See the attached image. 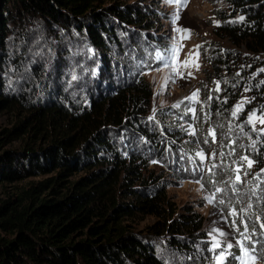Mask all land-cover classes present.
I'll list each match as a JSON object with an SVG mask.
<instances>
[{"label": "trees", "instance_id": "16d2710c", "mask_svg": "<svg viewBox=\"0 0 264 264\" xmlns=\"http://www.w3.org/2000/svg\"><path fill=\"white\" fill-rule=\"evenodd\" d=\"M233 2L244 19L229 21L225 18L213 32L225 36L232 44H242L247 50L264 53V0ZM154 15L150 7L144 8L136 0L131 3L126 0H0V67L5 61V52L13 47L10 31L27 18H38L52 30L54 28V32L74 27L79 38L93 49L91 53L99 57L94 58L96 83L77 76L80 82L75 84L86 85L89 92L88 104L80 108L73 102L67 101L65 105L56 97L57 88L63 84L60 80L62 68H55L54 78L47 84V87L56 86L55 90L49 87L39 103L29 106L26 100L15 96L22 77L8 82L6 75L0 77V107H19L29 112L10 128L0 131V143L4 138L19 135L25 138L21 149L0 153V180L12 182L51 172L25 185H15L13 191L0 199V230L7 233L0 234V264H177L180 256L163 255L167 251L157 237L164 232L176 252L194 257L195 242L204 240V234L196 235L200 231L201 216L194 209L174 212L164 197V188L158 181L150 182L153 177L146 181L140 169L142 163L139 167L136 161L151 157V154L145 157L135 148L138 139L141 144L149 141L157 148L152 158L162 160V155L167 154L174 160L180 156L176 163L169 162L177 172L186 169V174L192 176L191 172H195L193 174L198 177L197 170L201 166L200 160L183 145L179 131H170L162 121L145 115L151 88L141 71L150 61L137 63L143 61L144 56L151 59V53L160 49L158 43L146 45L150 41L146 31ZM130 31L136 38V41L130 40V44L145 52L133 53L136 60L133 64L119 55L124 61L119 68L110 71V62L118 61V55L110 53V42L119 43V37L123 42L129 40ZM123 48L126 50L128 46L123 45ZM30 52L37 67L43 55L32 48ZM127 54L132 58L131 52ZM240 71L243 73V69ZM34 73L39 76L41 71ZM42 74L44 77L40 79L45 83L49 74ZM115 74H120V82H115ZM262 81L257 82L260 84L257 88L252 83L246 84L247 94L257 106L264 104ZM69 83L70 80L65 89L68 93L75 85ZM229 90L228 86L223 90L227 102L210 101L206 110L225 108L227 111L234 98ZM156 114L161 118L184 116L183 121L191 119L188 113L172 106ZM143 122L145 126L141 129ZM240 122L246 124L243 117ZM152 125L156 131L151 134ZM122 127L138 133L125 152L117 147L114 139ZM159 131L171 133L168 143L162 145ZM260 140L256 142L257 148L249 151L255 165L264 160V144ZM171 145L176 146L177 151ZM72 174L75 176L71 177ZM171 174L176 175L175 172ZM209 174L201 175L208 183ZM146 214L154 215L155 220L136 228L135 223ZM192 261L188 259L189 263Z\"/></svg>", "mask_w": 264, "mask_h": 264}, {"label": "rangeland", "instance_id": "374dc122", "mask_svg": "<svg viewBox=\"0 0 264 264\" xmlns=\"http://www.w3.org/2000/svg\"><path fill=\"white\" fill-rule=\"evenodd\" d=\"M126 1L131 3L133 0ZM136 1L143 5L144 8L150 7L155 12V15L149 21L151 25L146 31L150 37V41H147L146 45L148 43H158L160 46V49L151 53V59H148V56H144L143 61L137 63V65H141L150 61L148 62L150 64H147L149 66H146L147 68L141 71L151 88L145 115L154 116L157 120L162 121L169 126L170 131L175 129L179 131L183 145L191 150L196 159L200 160L196 153L203 151L206 159L203 162L200 161L201 166L197 172L200 176L203 173H210L209 177H212L211 179L209 178L208 183L203 176L196 178L193 174L195 172H191L192 176L186 174L188 173L186 169L177 172L169 166V162L175 161L176 163V160L181 158L180 156H177L174 160L167 154L162 155V160L152 158V153L156 152L157 148L151 145L149 141L150 144L148 142L141 144L140 140L136 139L135 148L140 153L142 152L145 157L151 154L149 159L144 157L136 159L138 166L142 163L140 169L145 174L144 179L149 181L153 177L150 182L158 181L160 187L164 188V197L170 202L174 212H188L189 209H194L201 216L200 231L196 235L204 234V240L195 242L197 246L194 248V257L190 256L189 253L180 254L178 251L176 252L174 246L167 242L165 238L167 234H164L165 232L157 237L161 247L167 251L163 255L175 254L180 256L181 261L179 260L177 264H218L216 260L217 254L222 249H227V243H232L233 247L226 250L225 259L221 264H240L234 257L242 255L237 245V241L241 240V237L231 226V221L237 218L229 215V213L232 212L233 208L238 210L246 209L247 205L251 204L253 207L241 212V216L247 219L249 212L264 216V200L261 199V197H264V192L260 190L264 188V173L260 174V179L256 178V174L261 169H264V160L259 165L254 163L252 168L248 170V176L242 175L243 183L236 185V188L239 189L238 192L232 189L228 181L230 178L232 180L235 179L233 170L237 167L236 161L239 160V157L246 155L251 158L249 151L254 150L251 147L253 141L258 142V138H261L260 141L264 144V136L259 137L256 132L252 131L251 125L240 122L242 117L246 121L249 113L254 110L258 116L261 115L258 107L264 104L255 105V100L252 101V97L248 96L245 89L246 84L251 83L254 88H257L260 85L257 82L264 80V72L260 71L264 69V53L247 50L242 44H232L225 36H220L213 32V28H218L221 21L225 18L230 21L243 17L240 8L235 7L233 0H189L187 6L180 13V19L176 25H172L170 20L173 12L176 11L177 5L166 4L164 0ZM231 13L234 15H230ZM18 24L14 25L10 31L9 36L12 39L11 45L13 47H7L8 51L5 52V61L0 67V77L6 75L5 79L7 82L14 77H22L15 96L26 100V106L39 103L42 97L49 92V87L53 88L50 85L47 87V84L51 79L53 80L55 68H62L63 75L60 74V80H63V84L62 87L59 85L57 88V99L63 101L65 105L67 101L69 103L73 102L79 108L82 105H87L86 101L88 100L89 92L85 89L86 85L75 83L78 81V75L84 77L86 82L92 79L91 82L96 83V79L93 77V69L97 65L95 59L99 57L95 53H91L93 49L88 46L86 41L79 38V34L74 27L54 32V28L52 30L51 26L44 24L38 18H27L19 21ZM175 27L191 29V35L186 36L184 33L176 32L173 30ZM128 35L129 40L124 42L121 37H119V43L110 42V53H112V56L113 54L118 55V61L110 62V71L119 68L121 61H124L119 55L126 60L125 62L133 64V61H136L133 58V53L139 55V51H141L140 53L145 52V49L138 50L140 49L139 47L135 48L130 44V40L131 42L136 41L134 32L130 31ZM173 41L177 43L179 49L174 59L178 63L187 60L188 66L175 68L174 65L176 72L175 82L166 84L164 78L169 74L170 69L165 68L161 63L153 64L152 62L156 61V52H164ZM123 45L128 46V48L125 50ZM180 45H182V48ZM197 46L200 47L197 48ZM30 48L38 50L41 54L40 56L43 55L37 67L34 66L32 61L33 54H31ZM129 52L132 53V58H129L127 54ZM90 55L93 57L91 60H89ZM196 65L199 67L197 68ZM241 69H243V73H241ZM38 70L41 71L39 76L34 73V71ZM3 71L5 73H2ZM43 72L45 75L49 74V77L45 79V83L40 79L44 77ZM179 73H183V78H181ZM188 73H191V75H188ZM73 74L76 75L77 79H72ZM113 77L115 82H120V74H115ZM69 80L70 83L68 85H75L74 87L71 86V91L68 93L65 89ZM43 85L44 87H42ZM101 85L102 83H99V87L102 88ZM226 86H228L229 91L234 96L230 108L227 111H225V108L207 111L206 107L210 101L217 102L222 99L227 102V95L223 92ZM55 87L52 90H55ZM77 89L78 91L75 93ZM196 90H199V95L194 101L186 99ZM63 92L66 93V96L63 95ZM242 99H248L251 102L245 103L243 110L233 117L232 111ZM176 104H179V107H173ZM168 106L188 113L191 119L183 121L185 119L184 116H176L174 119L161 118L156 114L157 111ZM189 108L195 109V111H188ZM25 115H29L28 110H23L19 107L17 109L12 106L0 107V131L3 128H10L15 121ZM144 126L145 122L141 123V129ZM189 126L195 129V135H190L188 131H185ZM256 128H264V125L257 121ZM209 129L214 130V136L209 134ZM119 131L114 139L118 143L117 147L125 152L128 144H132V137L138 135V133L134 134L133 130L127 127H122ZM153 131H156V127L152 125L150 133L152 134ZM140 132L143 133V131ZM159 133L162 135V138L159 135L162 145L168 143L169 137H172L168 131H159ZM205 137H207L208 143L204 142ZM24 139V136L21 135L11 139H2L0 153L4 150L17 151L21 149ZM171 146L174 151H177L176 146ZM175 165L177 167V164ZM213 165H216V167H212ZM246 169L247 165L245 162L241 173ZM173 172L176 175L171 174ZM181 173H184V175H180ZM49 174L51 172L29 175L12 182L0 180V199L13 191L16 187L15 185H25L29 180L40 179ZM74 176L75 174L71 175V177ZM158 177L162 178L158 179ZM197 181H200V183H197ZM210 185L212 186L211 188ZM213 185L225 189L222 193H215V196L217 200L222 198L229 202L228 207L218 203L208 204L205 198L215 192ZM253 191H255V195H253ZM155 218L152 214L144 215L139 222L135 223L136 228L150 223ZM239 223L240 221L237 220V224ZM251 227L250 222L249 231H251ZM256 227L257 231L255 235L251 236V242L254 244L257 253H260L264 250V236L260 235V232L264 231V229H260L259 222H257ZM213 228L218 231L212 233L210 230ZM221 231L227 235L220 236L219 232ZM241 231H243L242 225ZM0 234L6 235L7 233L0 230ZM213 235H215L217 240L221 241V247L215 250H212ZM244 243L248 244L249 241H244ZM188 259L193 261L189 263ZM226 261L228 262L226 263ZM255 264H264V260L258 258Z\"/></svg>", "mask_w": 264, "mask_h": 264}, {"label": "snow or ice", "instance_id": "6c2138e0", "mask_svg": "<svg viewBox=\"0 0 264 264\" xmlns=\"http://www.w3.org/2000/svg\"><path fill=\"white\" fill-rule=\"evenodd\" d=\"M164 2L166 4H175L177 5L176 11L173 12L172 16H171V20L170 23L172 25H176L177 21L180 19V13L184 10V8L187 6V4L189 3V0H164ZM241 20H243V17H240ZM176 32L179 33H184L186 34V36H190L191 35V29H187V28H182V27H175L173 29ZM180 47L182 48V45H180ZM200 46H197V48H199ZM178 47H177V43L175 41H173L170 45V47H168L167 49L164 50V52H156L155 55V59L158 63L163 64V66L165 68H169L170 72L169 74L164 78L165 79V83H174L175 82V68H179V67H187L188 66V61L185 60L182 63H178L174 57L177 55L178 53ZM175 65V68H174ZM196 67L198 68L199 66L196 65ZM159 70V69H156ZM260 71L264 72V69H261ZM143 74V73H142ZM179 75L181 76V78H183V73H179ZM188 75H191V73H188ZM72 79L75 80L77 79L76 75L73 74L72 75ZM218 83V82H217ZM261 83H264V81H262ZM249 89H245V91H248ZM199 95V90L194 91L189 97H187L186 99H188L189 101H194ZM254 99V98H253ZM251 101L248 99H242L240 102H238L234 108V110L232 111V116L235 117L238 115V113L240 111L243 110V106L245 103H250ZM173 107H179V104L173 105ZM188 111L194 112L195 109L189 108ZM260 112L261 115H257V112L254 110L252 112L249 113L247 120L245 121L246 124L251 125L252 126V131L256 132V134L258 136H264V128H260L257 129L256 128V122L258 121L261 125H264V105L260 106ZM149 119H154V117H149ZM185 131H188V133L190 135H195V129H192L191 126H189L188 129H185ZM210 135H215L214 130L213 129H209L208 130ZM205 143H208V139L207 137H205ZM256 146V141H253L251 147L253 149H255ZM196 156L199 157L200 161L203 162L205 161L206 157L203 153V151H198L196 153ZM246 162L247 165V169L244 170L241 173V169L244 166V163ZM256 163L253 159L249 158L246 155L240 156L239 160L236 161L237 167L233 170L234 174H235V179L232 180L231 178L229 179L228 183L231 184L232 189L236 192L239 191L238 188H236V185L239 183H243L242 180V175L243 176H248L249 175V171L253 164ZM212 167H216V165H213ZM264 173V169H261L260 172H258L256 174V178L260 179V174ZM197 183H200V181H197ZM201 187H203V185H201ZM215 187V186H214ZM262 192H264V188L260 189ZM225 189L219 188V187H215V192L210 195L207 196L205 199L207 200L208 204H213V203H218L219 205H223L225 207L229 206V202H226L224 199H216L215 193H222L224 192ZM253 195H255V191H253ZM262 200H264V197H261ZM253 206L251 204L247 205L246 209H232V212L229 213V215L235 216L237 219L236 220H232L231 221V226L233 227L234 231H236L237 233H239L241 240L237 241V245L240 248L242 255H238L235 256L234 258L236 260H238L240 262V264H255V261L260 258V259H264V250H262L260 253H257L254 244L251 242V236L256 234L257 231V222H259V227L260 229H264V216L262 215H256L253 214L251 212H249L247 219H245L243 216L240 215L241 212H244L246 210L251 209ZM237 220L240 221L239 224H237ZM251 222V231H249V223ZM241 225L243 227V231H241ZM212 233L217 232L218 230L213 228L210 230ZM220 236H225L227 235L224 232H219ZM261 236H264V231L260 232ZM213 241L214 243L212 244V250H215L217 248L221 247V241L217 240L215 235H213ZM244 241H249L248 244H245ZM233 247L232 243H227V249H231ZM227 249H222L216 256V260L218 262V264H221V262L225 259V255H226V250Z\"/></svg>", "mask_w": 264, "mask_h": 264}]
</instances>
